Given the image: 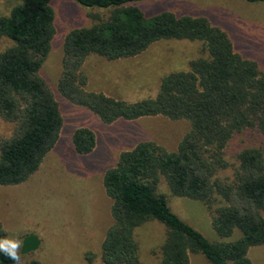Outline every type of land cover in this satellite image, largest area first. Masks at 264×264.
Wrapping results in <instances>:
<instances>
[{"label": "trees", "instance_id": "trees-1", "mask_svg": "<svg viewBox=\"0 0 264 264\" xmlns=\"http://www.w3.org/2000/svg\"><path fill=\"white\" fill-rule=\"evenodd\" d=\"M18 1L0 16V41L11 43L0 52V118L13 125L9 137H0V186L21 184L36 172L63 126L59 104L40 75L55 33L52 0ZM73 1L108 16L65 37L59 94L104 124L156 116L190 123L175 151L139 142L105 170L102 185L112 201L113 222L101 242L102 263L143 264L134 231L157 221L166 232L160 264H190L191 254L211 264H252L248 250L264 244V155L243 149L232 182L218 180L217 174L226 167L224 151L233 134L256 128L264 137V72L238 54L226 31L207 16L170 11L147 16L135 4L145 0ZM162 40L201 42L203 56L191 60L188 70L163 76L153 98L131 102L88 89L82 69L88 56L131 58ZM71 145L74 153L86 156L96 136L78 128ZM160 179L172 195L203 203L212 229L227 241L210 243L174 214L166 197L156 194ZM217 197L223 204L214 207ZM235 231L240 236L228 240ZM0 264L15 262L0 253Z\"/></svg>", "mask_w": 264, "mask_h": 264}, {"label": "rangeland", "instance_id": "rangeland-1", "mask_svg": "<svg viewBox=\"0 0 264 264\" xmlns=\"http://www.w3.org/2000/svg\"><path fill=\"white\" fill-rule=\"evenodd\" d=\"M18 0H0V16L8 15ZM147 16L170 11L176 15L208 17L226 31L234 50L256 63L264 72V3L240 0H145L135 3ZM55 33L40 75L59 104L63 126L55 147L45 156L39 169L25 182L0 186V223L4 238L20 241L34 236L39 241L35 251L21 254V264H103L100 246L112 224V201L105 194L102 177L115 165L122 151L139 142H154L175 151L190 130L185 119L146 117L136 121L102 123L87 109L63 98L57 83L61 73L63 42L67 34L88 28L107 18L106 11L79 5L73 0H52ZM0 41V52L10 46ZM202 43L187 40H162L143 53L126 59L108 61L90 55L83 64L88 89L128 101L155 97L163 76L188 70L191 60L203 56ZM81 127L91 129L96 146L88 155L74 153L73 132ZM13 125L0 118V137H9ZM246 148L259 149L264 155V137L256 128L233 134L225 148L226 167L217 174L220 181L232 182L238 167V153ZM156 194L164 195L170 210L197 230L210 243L224 242L212 229L206 206L198 201L171 194L163 179ZM217 197L214 207L221 206ZM165 227L148 221L135 229L139 259L143 264H160ZM238 231L228 240H236ZM252 264H264V244L248 250ZM190 264H211L201 254H191Z\"/></svg>", "mask_w": 264, "mask_h": 264}, {"label": "clouds", "instance_id": "clouds-1", "mask_svg": "<svg viewBox=\"0 0 264 264\" xmlns=\"http://www.w3.org/2000/svg\"><path fill=\"white\" fill-rule=\"evenodd\" d=\"M23 241L14 238H2L0 239V253H3L5 257L15 262V264H21V247Z\"/></svg>", "mask_w": 264, "mask_h": 264}, {"label": "water", "instance_id": "water-1", "mask_svg": "<svg viewBox=\"0 0 264 264\" xmlns=\"http://www.w3.org/2000/svg\"><path fill=\"white\" fill-rule=\"evenodd\" d=\"M39 246V241L34 236H27L23 239L21 254H26L35 251Z\"/></svg>", "mask_w": 264, "mask_h": 264}, {"label": "crops", "instance_id": "crops-1", "mask_svg": "<svg viewBox=\"0 0 264 264\" xmlns=\"http://www.w3.org/2000/svg\"><path fill=\"white\" fill-rule=\"evenodd\" d=\"M96 92H99V91H96ZM107 95V94H106ZM109 96H111V95H109ZM114 97V96H113ZM116 98V97H115ZM119 99V98H118Z\"/></svg>", "mask_w": 264, "mask_h": 264}]
</instances>
